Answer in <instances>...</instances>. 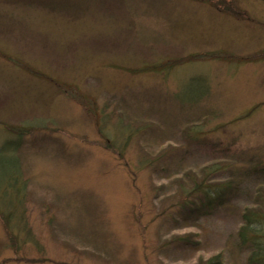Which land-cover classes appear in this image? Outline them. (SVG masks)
<instances>
[{
  "label": "rangeland",
  "instance_id": "374dc122",
  "mask_svg": "<svg viewBox=\"0 0 264 264\" xmlns=\"http://www.w3.org/2000/svg\"><path fill=\"white\" fill-rule=\"evenodd\" d=\"M16 138L0 264H248L264 178L199 219L183 188L264 163V0H0V148Z\"/></svg>",
  "mask_w": 264,
  "mask_h": 264
},
{
  "label": "trees",
  "instance_id": "16d2710c",
  "mask_svg": "<svg viewBox=\"0 0 264 264\" xmlns=\"http://www.w3.org/2000/svg\"><path fill=\"white\" fill-rule=\"evenodd\" d=\"M19 140L20 138L13 139L11 142L5 141L0 148V153H4L2 152L4 149L8 151L13 148L16 149L20 144L18 143ZM12 153L14 152L12 151ZM228 168L230 167L216 162L206 165L202 170L205 176L203 178L197 176V180H193L188 189L183 188V192L187 196L182 207L187 212L196 215L197 219L207 217L237 197L236 192L242 191L239 189L241 178L245 176L264 178V163H254L253 166L246 169L247 172L241 173L239 177L234 171L226 175ZM224 171L226 172L223 173ZM218 176L220 177L219 180L212 181ZM236 176L237 178L234 180ZM8 214L10 215L7 216H11L10 212ZM237 235L238 245L247 251V263L264 264V194L262 188H258L255 203L242 209L241 226ZM202 262L201 264H221L222 260L219 255H214L208 260H202Z\"/></svg>",
  "mask_w": 264,
  "mask_h": 264
}]
</instances>
